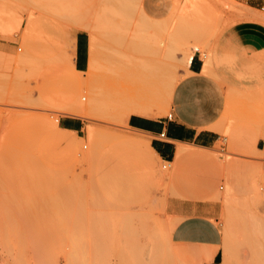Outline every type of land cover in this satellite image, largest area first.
I'll use <instances>...</instances> for the list:
<instances>
[{
	"label": "rangeland",
	"instance_id": "obj_1",
	"mask_svg": "<svg viewBox=\"0 0 264 264\" xmlns=\"http://www.w3.org/2000/svg\"><path fill=\"white\" fill-rule=\"evenodd\" d=\"M115 1L112 0V3ZM183 1H187L189 9L191 8L190 5L192 4H189V0H176L172 15L170 16L172 20L169 18V20L167 19L168 21L165 20V24L162 25L164 29L162 30L159 29L160 27L163 28L162 26L159 28L157 27L159 32L158 35L161 32L163 33V36L162 33L161 36H158L160 39V41L158 40V45L161 47L160 55H163V53L166 55L165 48L167 44H169L170 39L173 40L174 38V36L170 38L169 35L173 32L175 34L178 33L179 24H184L181 21L178 8L184 3ZM190 1V3H195L196 1L204 3V6L208 9L207 12L210 11L209 15L211 16L207 15L209 16L207 20L204 18L205 21L202 22L204 23L203 26L201 22H197L196 18L201 12L195 14L192 11V13H194L192 16L190 14L191 10L187 11V14L189 12L191 15H188L189 18H187V22L193 23V25L199 26L200 30L205 29V31L201 39L196 36L197 39L194 36L187 35L186 41L188 42L183 41V46L180 44L181 47L177 48L178 50L175 53L176 56L170 57L174 67V77L177 78V80L186 69V65L193 55L192 50L194 48H202V43L212 38L217 30L229 21V14L235 12L239 4L238 0ZM82 3L86 4H82L86 6V8L81 5L79 0H0V18L1 21L5 22L4 31L0 32V264H19L18 260L20 258L23 260L22 253L27 251L28 247H26L27 244L26 246L25 244H23V246L20 244L18 239L20 236H18V238L16 237L17 234L24 235L23 231L25 230V232H27V230L31 232L30 230L33 231V229L36 231L41 229L40 231H43V233L44 230H51V232L54 233L57 229L56 234L63 239H61L63 242H60L59 245L61 250L55 249V251H57L56 253H59V264H67L70 261L68 259L71 258L68 255L73 248L77 247H75V245H78V243V246L81 245L79 247L81 252L77 251L79 249L76 248V250H73V253L75 252L76 254V251L79 252V258L84 260L82 264H100L96 255L95 257L97 258L95 260L97 261L94 260V262L91 258L92 256H90L95 253L90 251L93 247H90V249L86 247L87 245L89 246V242L91 241L90 238L93 236L90 233L91 231H89L91 230L89 226L92 224L91 221L93 216L98 213L99 215L102 214V216L105 215L104 217L107 219L101 224L107 227L103 228L107 232L106 242L108 244H106L108 250L106 251L108 253H105L106 255L108 254L107 256L109 257H106V262L109 259V263L107 264H139L142 260L147 264L146 262L151 258L153 250L155 251L153 255H155L157 251L158 254L160 253L162 255H158L160 256L159 259L161 262H163V259L168 258V260H172L173 263L169 261V263L172 264H174V262L175 264L177 262V264H198L199 259L196 257L194 250L183 249L173 243L170 238L171 233H169V231L171 232L172 229L169 227L180 218V215H176L173 212V202L186 199L216 202L218 205L216 220L217 223L221 225L222 229L225 227V210L230 209L231 212H237V214L242 213V211L243 213L246 210L248 211L249 209H247V205L244 202L246 194L248 195V185L257 182L256 184L259 187H263L261 190L264 194V173L260 169L263 165L260 161L255 159V153L258 152L256 147L258 132L254 128H241L238 132H234V129L228 128L224 133V137L212 148L198 147L191 144L190 148L193 155L182 160L178 167L171 166L166 161H158L161 165L165 164L168 169H162L164 172L162 170V172H159L162 166H160V169H158V166L156 170L149 165L147 160H144L145 154L148 153L147 149L137 148L123 140L122 142L117 136V134L125 132L138 133L145 136L140 131L126 125V116L124 114L118 116L119 113L117 112H119L121 108L119 107L118 109V106H115L117 104L116 101H118V96L111 97V100L109 99L110 97L108 98L105 96L109 100L107 102L113 103L104 105L109 108L108 112L104 111V113H100L97 111V113L95 110L92 114L83 116L86 118L85 125L80 131H68L61 128L59 119L64 115L61 109L69 105L70 102L72 103L75 101V99H82V95L90 97V94L87 89L88 86L85 83L86 74L83 72H75L71 64V33L59 26L57 27V31H55L54 26L53 30H51L49 25L50 18L49 16L45 17V13L49 14V12H54L56 10L58 12V20L63 19V15L65 14L72 15L73 18L80 17L78 13L75 14V11H78L80 14L82 13V18L80 17V19L84 17L85 20L89 12H94L96 14V11H98V13L100 11L101 18L107 17L110 21L112 18L117 20L118 17L123 16V12L120 11L123 9L120 8L119 10V6L117 7L118 3L114 5V3H109V0H89V2L88 0H82ZM199 3L196 4L199 5ZM79 6L80 8H78ZM115 6L116 9L119 10L118 12L116 9L112 10ZM137 7L133 12H136ZM75 8H77V10ZM204 8H202V11L206 12ZM203 12L202 16L206 15H203ZM108 13H110V15H108ZM40 14H42L43 26H40ZM74 14L78 16L75 17ZM112 15L114 16L112 17ZM194 15L196 17H194ZM134 17L135 16H132V18ZM192 17L193 19L196 18L195 22ZM132 18H130V16L127 17L128 20ZM175 18H179L180 20L177 19V21ZM135 20H138V16ZM198 20H200V17ZM212 20L214 22H212ZM200 21H202V19ZM45 22H47V27H45ZM162 40H164L166 44H164ZM198 41L200 42L198 43ZM184 54L188 56V58L186 57L187 59L183 56ZM179 58L182 59L180 60ZM177 80L175 79V82ZM107 102L106 100L104 101V103ZM109 106L113 108L111 109ZM240 114L241 120L246 119L245 112ZM262 118L260 114L259 119L261 120ZM56 123L58 125H56ZM88 124H92L94 128H96V138H93V140H90L89 136L86 134L85 127H87ZM233 133H237V135L234 136ZM62 136L66 137L65 140H62ZM235 140H238L240 144L238 148L235 146ZM95 141L96 144L94 143ZM97 143L99 144L97 145ZM171 160L176 161L174 158ZM166 171L168 172L166 173ZM70 193L73 195L72 197ZM75 195L77 197H74ZM5 197H7V199ZM38 197L40 199L39 201L37 200ZM81 197L82 199H79ZM94 197L96 200L99 198L102 200L103 198V203L97 200V203L95 202L97 206H93L94 201H96ZM91 198L94 201L91 200ZM25 200L27 202H25ZM66 200H69V202ZM72 200L78 203L77 206L78 210L81 209L80 211L77 210V206ZM20 201L23 204H21ZM29 201H31V203ZM41 201L45 203H41ZM90 201L93 202L91 203ZM99 201V204L103 205H98ZM19 205L23 207L20 208ZM67 205L69 208L66 207ZM5 206H7V210H3ZM70 207L76 210L74 211V209H70ZM32 208L33 210H31V212L29 209ZM66 208H68V211H71L67 212ZM8 209H10L9 212ZM47 209L49 211H54L49 212ZM82 209H84L85 212L84 210L82 212ZM27 210L28 215L26 214ZM185 210H189V208ZM55 211L59 214L55 213ZM252 211L264 217V197L260 206L258 208L252 207ZM5 212L8 214L10 213V217H8V214L6 215ZM72 212H75L74 214L85 213L87 215L88 213L90 216L93 215L91 221L88 219V215L86 217L82 216L85 221L82 220L81 224L83 225L85 222L87 223V221L88 224H90H86V226L80 225L82 228L88 227L86 231L84 228V235L80 233V236L84 239L80 236H76L79 235L78 233L80 231L74 229L77 228L75 220L73 219L71 222L66 218L73 215ZM29 213L31 214L30 220ZM62 213H66L67 215H62ZM50 215L52 217L54 215V218L58 217V219L55 218L58 222L57 224L52 223L53 218L50 217ZM59 215H61V217ZM136 215L140 217L145 215L146 219L143 223L145 225L139 223V229L142 228L143 230L148 228V230H143V232L139 233L140 235H131V233H128V230L134 225L133 221ZM11 217H13V219ZM59 217L61 221L62 218L65 217L63 220H66L65 222L68 223L67 226H70H68V228L67 226L65 227V222L61 224ZM245 217L246 218H244V215H240L238 216L240 220H238L246 224L248 217ZM9 218L11 219L10 221L8 220ZM45 218L50 222H47ZM35 220L36 222H33ZM38 220L39 222H37ZM56 220L54 221L56 222ZM25 221L29 222L28 227L30 229L27 228ZM30 221H32L31 224ZM107 221L108 223H106ZM13 223L17 224L16 227ZM38 223L42 225L45 224V229L42 230V225L38 228ZM8 224H13L14 226H9ZM49 224L55 227L53 228L51 226V228ZM130 224L133 225L131 226ZM20 226L25 229L22 227L20 228ZM48 226L51 229L48 230ZM143 226L146 227L144 228ZM4 227H6L7 232ZM59 227L71 230V232L74 229L73 233L75 232V234L73 235L77 239L81 238L83 241L79 239L80 241L76 243L77 239L75 241L74 238L69 248V245L65 244L69 243L70 240L67 238L64 239L63 236L67 237L70 234L67 235L66 233V235H64V232H62L63 230L61 229V231ZM15 228L23 229L21 231L22 233H19L20 231L18 230V232ZM166 228L167 230L165 232L164 230ZM172 228H174V226ZM236 228L237 227H235V229ZM253 229H255V227L250 228L248 226L237 231L234 230L235 234L238 233V235L236 234L237 238L239 237L242 241L238 249L239 253L240 251L242 253L248 252L247 255L249 256L245 259L243 258V263L241 261L240 263L239 259V264H264V235L258 230L256 231ZM4 231L7 234L9 233V235H4ZM15 231L18 233H15ZM40 231L34 232L39 234ZM34 232H31V235H33ZM88 233H90V238L86 235ZM142 233L144 234L141 235ZM25 234L26 236L27 234L29 235V233ZM6 236H8V238ZM132 239H136L140 246L141 244L143 245L139 254L136 253L133 255L130 249ZM12 240L16 241L12 242ZM84 240L86 242H84ZM27 243H32V240H29ZM84 243L85 248L82 246ZM156 245L160 247L156 248ZM82 247L83 249L87 248V252L84 253V258L87 256V259L82 258V252L84 251L81 249ZM160 248L163 251H160ZM66 252L70 253L67 254ZM16 253L19 254V258ZM75 254H73L74 257ZM89 256L91 258L90 260L88 259ZM79 258L77 259L79 260ZM175 259L176 261H173ZM76 263H78V261ZM79 263L81 264V261H79ZM163 263L168 264V261Z\"/></svg>",
	"mask_w": 264,
	"mask_h": 264
},
{
	"label": "crops",
	"instance_id": "obj_2",
	"mask_svg": "<svg viewBox=\"0 0 264 264\" xmlns=\"http://www.w3.org/2000/svg\"><path fill=\"white\" fill-rule=\"evenodd\" d=\"M238 2L236 11L229 14V21L222 25L212 38L205 40L202 43V48H194L192 50L193 55L176 83L173 79L174 67L171 58L159 54L158 29L156 25L157 21L168 19L171 16L176 0H138L139 7L136 9V13L132 10L123 11L122 17H118L117 20L112 18L111 21L107 17H102V20L100 11L99 13L96 11V14L89 12L86 18L88 22L83 19H74L73 21L72 15L66 14L63 15V19L58 20V12L56 10L49 12V14L45 13V17L49 16L50 18L49 25L51 30H53L54 26L55 31H57L59 26L71 33V64L75 72L87 73L93 61L96 65L99 63L98 66L102 64L100 67L103 64L106 66L102 67V69L97 66L98 76L104 78L103 86L102 84L96 85V82H93V85L92 81L94 79L91 80V83L89 79L85 81L90 95L104 89L106 92L103 90L102 92L106 96L123 97L131 92L135 93L137 88H141L142 90L140 89L138 92H150V94L154 93V95L160 97V104L152 107L150 109L152 111L131 112L125 123L128 127L140 131L146 137L149 136L147 138L151 147L164 160L170 162L171 166L178 167L182 160L193 155L190 148L191 144L198 147L212 148L220 142L228 128L234 129V132H238L241 128H254L258 132L256 141L258 152L255 153V159L260 161L264 168V0H238ZM133 14L134 18H132ZM128 15L132 19L128 20L126 18ZM137 16L142 19L137 20L138 24L135 23ZM76 20L78 22L81 20L80 22L82 23H79L82 25H78ZM99 23H101L100 26ZM143 23L147 24V27ZM40 26H43L42 14H40ZM104 26L109 27L105 30ZM45 27H47V22H45ZM85 28H88V30H85ZM102 28L103 30H101ZM109 28L111 30H108ZM110 31L113 32H111L112 35L114 34L112 38L109 36ZM113 37L115 38L113 39ZM129 37L133 38V40ZM136 38L138 39L136 40ZM145 39L147 40L145 41ZM93 44L100 47L97 49H100L99 52L94 51L97 47H93ZM139 45L140 47H138ZM141 49L142 51H139ZM146 49H149V53ZM99 57L102 63L101 61L99 62ZM132 59L135 63H133ZM155 61L156 63H154ZM143 62L151 64L148 65L150 66L149 69H151V66H158V64L163 67L161 65H159V68L154 67L153 70L151 69V73L147 65L140 64ZM116 64L117 67L115 66ZM124 66L125 68H123ZM140 66H144L143 69L147 68V70L142 71ZM105 68L106 70H103ZM131 70L133 71L131 72ZM139 70L142 71V74ZM158 70L160 73L157 72ZM169 71L173 72L169 73ZM149 73L152 74V78ZM104 74H106V77L111 76H109L108 80H105ZM143 74L146 76L144 77ZM156 74H160L159 76L163 75L157 79L156 76L158 75ZM113 76L122 79H126L128 76L127 79L131 80H128V82L124 79H113ZM147 76L149 78L145 79ZM153 76L156 78L154 82L151 80L154 78ZM100 77L96 75V78L99 79ZM135 77L136 79H133ZM167 77L170 81L169 83L165 80ZM135 80L138 83L140 82L141 85L139 87ZM109 81L111 82L109 83ZM147 81H150V84ZM151 81L154 86L151 85ZM159 81L160 83H158ZM130 82H134V85H130ZM141 82L143 86L146 85L144 88H142ZM164 82L168 84L165 83V86H163ZM169 84H171L170 87H173L168 94L166 88L169 87ZM130 86H132V89ZM133 89L134 92L132 91ZM113 91L115 92L113 93ZM125 92H127V95ZM159 93H163L164 97L165 95L166 97L162 98L163 94L158 95ZM243 112H245L246 119L241 120L240 113ZM260 114L263 117L261 120L259 119ZM85 119L81 115H63L59 119V125L64 130L78 132L84 127ZM233 135L235 136L237 133H233ZM180 144L188 146V149L182 154L179 153ZM239 145L238 140H235V146L238 148ZM173 158L176 161L171 160ZM186 208H189V210H185ZM172 209L176 215H180L171 231L172 242L183 249L194 250L198 259L205 253H210L209 259L205 260L204 264H220L223 256L221 246L224 232L216 220L218 215L217 203L214 201L186 199L173 202Z\"/></svg>",
	"mask_w": 264,
	"mask_h": 264
},
{
	"label": "bare ground",
	"instance_id": "obj_3",
	"mask_svg": "<svg viewBox=\"0 0 264 264\" xmlns=\"http://www.w3.org/2000/svg\"><path fill=\"white\" fill-rule=\"evenodd\" d=\"M80 2H81V5L83 4L82 3V0H79ZM84 1H86V0H84ZM113 1H115V0H113ZM117 1V2H116ZM115 2H113L114 3V5H117V3H118V5H117V7L119 8V10H120V8L121 9H123L124 10V12L125 11H130V10H134L139 4H138V0H116ZM192 1H194V0H192ZM196 1V0H195ZM88 2H89V0H88ZM92 2V1H91ZM112 3V0L110 1L109 0V3ZM146 2V1H145ZM184 3L183 4H181L178 8H179V14H180V18H181V21L184 23V24H182V25H180L179 23H180V21H179V26L180 27H178V33H172V32H170V33H172L171 35H169L170 36V38L171 37H173L174 36V38H173V40H171L170 39V42H169V44H167V47L165 48V54H166V56H168L169 58L170 57H174V55H175V53H176V51L178 50L177 48H180L181 47V45H182V43H183V41H186L187 40V38L186 37H188L187 35H189V36H196L197 38H199V39H201V38H203V36H202V34H204L203 32L205 31V29H201L200 30V28H199V26H196V25H193V23L191 24V23H188L187 22V18H189V16H191L192 14H198L199 12H201V13H199V15H197L198 17H196L195 15H194V17H196L197 18V22L199 21V22H203V21H205V19L207 20L208 19V17L209 16H211V15H209V12L210 11H208L207 12V8H206V6H204L205 4L204 3H201L200 1V3L198 2V1H196L195 3H190L191 1L189 0V4H192V5H190L191 6V8L189 9V5H188V2L187 1H183ZM85 3H87V2H85ZM112 3V4H113ZM141 3V2H140ZM157 3V2H156ZM196 3H199V5L198 4H196ZM202 4H203V7H202ZM207 4V3H206ZM75 5V4H74ZM83 5H86V4H83ZM82 5V6H83ZM113 5V6H114ZM77 6V5H76ZM204 8V10L206 11V12H203L202 11V8ZM209 6V5H208ZM84 8H86V6H83ZM112 7V6H111ZM139 7V6H138ZM78 8H80V6L78 7ZM76 10H77V8H75ZM74 9V10H75ZM112 9V8H111ZM114 9H116V6H115V8H113L112 10H114ZM139 9V8H138ZM150 9V8H149ZM74 10H72V11H74ZM80 10V9H79ZM89 10V9H88ZM112 10H111V13H112ZM117 10V12L119 11L118 9H116ZM123 10H120L121 12H123ZM188 10H191V15L189 14V12H188V14H187V11ZM87 11V10H86ZM192 11L194 12V13H192ZM81 12V11H80ZM202 12H203V15L204 14H206V15H204V16H202ZM74 13V12H73ZM76 13H78L79 14V16L81 17V14L78 12V11H75V14ZM114 13V12H113ZM128 13V12H127ZM130 13V12H129ZM136 13V12H135ZM212 13H213V10H212ZM211 13V14H212ZM74 14V15H75ZM126 14V13H125ZM124 14V15H125ZM179 14H178V16H179ZM187 14V15H186ZM108 15H110V13H108ZM117 15V14H116ZM119 15V14H118ZM132 15V14H131ZM172 15V14H171ZM189 15V16H188ZM207 15H209V16H207ZM213 15V14H212ZM78 15H75V17H77ZM114 15H112V17H113ZM129 16V15H128ZM133 16H134V14H133ZM144 16V15H143ZM177 16V17H178ZM188 16V17H187ZM193 16V15H192ZM201 16H202V18H201ZM216 16V15H215ZM218 16V15H217ZM80 17H77V18H73V21H74V19H80ZM87 17V16H86ZM111 17V16H110ZM126 17V16H125ZM200 17V20L202 19V21H200V20H198V18ZM207 17V18H206ZM82 18V17H81ZM127 18V17H126ZM131 18V17H130ZM146 18V17H145ZM196 18H194L193 19V17H192V19H193V21L195 22V20H196ZM205 18V19H204ZM138 19H141V18H138ZM169 19H170V17H169ZM168 19V20H169ZM176 19V18H175ZM177 19H179V18H177ZM176 19V20H177ZM76 20V22H78ZM83 20H85L84 19V17H83ZM88 20V19H87ZM87 20H85L86 22H88ZM102 20H103V18H102ZM114 20V19H113ZM142 20V19H141ZM155 20V19H154ZM166 21H168L167 20V18L165 19ZM165 20H159V21H157L156 23V25H157V27L159 28L160 26H162L163 24H165ZM170 20H172V19H170ZM180 20V19H179ZM213 20H214V18H213ZM212 20V22H214ZM81 20H79V22H80ZM108 21V20H107ZM110 21V20H109ZM116 21V20H115ZM120 21V20H119ZM123 21V20H122ZM124 21H126V20H124ZM145 21V20H144ZM178 21V20H177ZM188 21H189V19H188ZM192 21V22H193ZM78 22V25L80 24V23H82V22H80L79 23ZM104 22H106L105 20H104ZM103 22V23H104ZM130 23H131V21H129ZM135 22H137L136 20H135ZM143 22V21H142ZM148 23H149V21H147ZM152 22V21H151ZM150 22V23H151ZM164 22V23H163ZM186 22V23H185ZM190 22V21H189ZM212 22H210V23H212ZM102 23V22H101ZM101 23H99V26L101 25ZM112 23H114V22H112ZM116 23H117V21H116ZM121 23V22H120ZM125 23V22H124ZM140 23V22H139ZM154 23V22H153ZM170 23V22H169ZM171 23H173V22H171ZM75 24V23H74ZM77 24V23H76ZM126 24V23H125ZM128 24V23H127ZM138 24V23H137ZM144 25H146V27H147V24H145V23H143ZM142 24V25H143ZM189 24H191V25H189ZM196 24V23H195ZM199 24V23H198ZM82 24H80V26H81ZM88 25V24H87ZM94 25V24H93ZM120 25H122V24H120ZM131 25V24H130ZM202 25L204 26V23H202ZM77 26V25H76ZM89 26H90V22H89ZM103 26V25H102ZM123 26V25H122ZM152 26V25H151ZM153 26H154V24H153ZM210 26V25H209ZM4 27H5V22H3V21H1V18H0V32H2V31H4L3 29H4ZM87 27V26H86ZM95 27H96V25H95ZM95 27H93V28H95ZM109 27V26H108ZM108 27H106V26H104V28H105V30H107V28ZM134 27V26H133ZM163 27V26H162ZM84 28V27H83ZM89 28V27H88ZM88 28H85V30H88ZM141 28V27H140ZM150 28V27H149ZM204 28V27H203ZM89 29H92L91 27L89 28ZM97 28H95V30H96ZM135 29V28H134ZM159 29H164V27L163 28H159ZM177 29V28H176ZM175 29V30H176ZM98 30V29H97ZM101 30H103V28L101 29ZM108 30H111L110 28L108 29ZM126 30V29H125ZM139 30V29H138ZM148 30V29H147ZM115 31V30H114ZM118 32H119V30H117ZM127 31V30H126ZM140 31H141V29H140ZM166 31V30H165ZM111 32L112 31H110V33H109V36L112 38V36H114V34L112 35L111 34ZM121 32V31H120ZM113 33V32H112ZM115 33V32H114ZM134 33H135V31H134ZM137 33V32H136ZM159 33V32H158ZM162 33V32H161ZM161 33L159 34L160 36H161ZM209 33V32H208ZM111 34V35H110ZM118 34V33H117ZM123 34V33H122ZM125 34H126V32H125ZM132 34H133V32H132ZM148 34V33H147ZM165 34V33H164ZM175 34V35H174ZM119 35V34H118ZM137 35H138V33H137ZM158 35V36H159ZM208 35V34H207ZM129 36V35H128ZM133 36H135V35H133ZM140 36V35H139ZM162 36H163V33H162ZM165 36V35H164ZM168 36V37H169ZM94 37V36H93ZM116 37V36H115ZM115 37H113V39L115 38ZM121 37V36H120ZM137 37V36H136ZM141 37V36H140ZM145 37V36H144ZM143 37V38H144ZM148 37V36H147ZM154 37V36H153ZM195 37V38H196ZM122 38V37H121ZM130 39H131V37H129ZM139 38V37H138ZM138 38H136V40L138 39ZM151 38H152V36H151ZM196 38V39H197ZM94 39H95V37H94ZM94 39H93V41H94ZM124 39H125V36H124ZM163 39H164V37H163ZM181 39H182V41H181ZM185 39V40H184ZM193 39V38H192ZM121 40V39H120ZM129 40V39H128ZM131 40H133V38L131 39ZM143 40V39H142ZM147 39H145V41H146ZM158 40L160 41V39L158 38ZM169 40V39H168ZM203 40V39H202ZM96 41V40H95ZM151 41V40H150ZM163 42H164V40H162ZM161 41V42H162ZM167 41V40H166ZM196 41V40H195ZM129 42V41H128ZM143 42V41H142ZM151 42H153V41H151ZM150 42V43H151ZM186 42H188V41H186ZM200 41H198V43H199ZM202 42V41H201ZM128 44V43H127ZM129 44H131V43H129ZM164 44H166L165 42H164ZM181 44V45H180ZM186 44V43H185ZM94 46L93 47H97L96 49H94V51L96 50V51H100V49L99 50H97L98 48H100V47H98V46H96V44H93ZM152 45V44H151ZM154 46H156L155 44H153ZM152 45V46H153ZM179 45V46H178ZM127 46V45H126ZM142 46V45H141ZM145 46V45H144ZM148 46H149V44H148ZM183 46V45H182ZM92 47V46H91ZM138 47H140V45L138 46ZM145 48V47H144ZM147 48V47H146ZM149 48H150V46H149ZM160 46H159V51H160ZM102 49V48H101ZM152 49V48H151ZM155 49V48H154ZM103 50V49H102ZM147 50V52H148V50L149 49H146ZM156 50V49H155ZM181 50H183V49H181ZM90 51H91V49H90ZM94 51H93V53H94ZM139 51H142V49L141 50H139ZM103 52V51H102ZM122 52V51H121ZM125 53V52H124ZM136 53V52H135ZM149 53V52H148ZM22 54V53H21ZM90 54H92L91 52H90ZM96 54V53H95ZM102 54V53H101ZM137 54V53H136ZM160 54V53H159ZM104 55V54H103ZM129 55H130V53H129ZM140 55V54H139ZM144 55V54H143ZM153 55V54H152ZM156 55V54H155ZM154 55V56H155ZM163 55H164V53H163ZM96 56H98V55H96ZM95 56V57H96ZM128 56V55H127ZM131 56V55H130ZM145 56V55H144ZM176 56V55H175ZM184 57H185V59H187L188 58V56L186 55V54H184L183 55ZM19 57V56H18ZM122 57H124V56H122ZM187 57V58H186ZM22 58V57H21ZM94 58V57H93ZM100 58V57H99ZM114 58V57H113ZM119 58V57H118ZM120 58H121V55H120ZM124 58H126V57H124ZM123 58V59H124ZM131 58V57H130ZM133 58V57H132ZM150 58V57H149ZM90 59V58H89ZM126 59H128V58H126ZM125 59V60H126ZM136 59V58H135ZM180 59V58H179ZM182 59V58H181ZM180 59V60H181ZM91 60V59H90ZM97 60V59H96ZM122 60V59H121ZM131 60V59H130ZM20 61V60H19ZM18 61V62H19ZM101 61V63H102V60H101V58H100V60H99V62ZM132 61H133V59H132ZM94 62V61H93ZM92 62V65H91V68H88V72L87 71H85V72H87V73H85L86 74V77H85V79H86V81H87V79H89L90 80V83H91V80L92 79H94V81H92V83L93 82H96L95 84L96 85H101V83H103L104 82V78H101L100 76H98V74H97V72H98V67H100V66H98V64L96 65L95 63H93ZM124 62V61H123ZM162 62V61H161ZM170 62V61H169ZM21 63V62H20ZM19 63V64H20ZM119 63V62H118ZM122 63V62H121ZM120 63V64H121ZM125 63V62H124ZM128 63H130V62H128ZM133 63H135L134 61H133ZM137 63H138V61H137ZM136 63V64H137ZM150 63L152 64V62H151V60H150ZM154 63H156V61L154 62ZM141 65L142 64H144V65H151V64H146V62H143V63H140ZM159 65H161V64H158V66L156 65V67L157 68H159ZM98 66V67H97ZM116 67H117V64L115 65ZM128 66V65H127ZM137 66H138V64H137ZM146 66V67H147ZM153 66H154V64H153ZM162 66V65H161ZM89 67V66H88ZM103 68L104 67H106L104 64H103V66H102ZM102 67H100L101 69H102ZM141 67V66H140ZM140 67H138V68H140ZM155 67V66H154ZM154 67H152L151 66V69L153 70L154 69ZM155 67V68H156ZM163 67V66H162ZM169 67V66H168ZM123 68H125V66L123 67ZM126 68H128V67H126ZM142 68V71H144V70H147V68L146 69H143L144 68V66H142L141 67ZM150 68V66H148V69ZM164 68H165V66H164ZM170 68V67H169ZM119 69V68H118ZM151 69H149L150 70V72L152 73V70ZM162 69V68H161ZM160 69V70H161ZM171 69V68H170ZM103 70H106V68L105 69H103ZM130 70V69H129ZM157 70V69H156ZM155 70V71H156ZM169 70V69H168ZM108 71V70H107ZM107 71H105V72H107ZM119 71H120V69H119ZM122 71V70H121ZM133 70H131V72H132ZM135 71V70H134ZM140 71V70H139ZM142 71H140V73L142 74ZM122 72H124V71H122ZM158 73H160L159 72V70L157 71ZM156 72V73H157ZM164 72V71H163ZM173 72V71H172ZM172 72H170L169 71V73H172ZM137 73H139L138 71H137ZM146 73V72H145ZM154 73V72H153ZM100 74V73H99ZM110 74V73H109ZM126 74V73H125ZM147 74V73H146ZM150 74V73H149ZM155 74V73H154ZM153 74V75H154ZM168 74V73H167ZM96 75H97V77H100L99 79L98 78H96ZM105 76V80H108L110 77L109 76H111V75H109V76H107L106 77V74H104ZM108 75V74H107ZM112 75H114V74H112ZM151 75L152 74H150L149 76L151 77ZM156 75H158V74H156ZM160 75V74H159ZM156 76L157 77V79H159L158 77H162V75L161 76ZM170 75V74H169ZM137 76V75H136ZM138 76H139V74H138ZM143 76L145 77L146 75H144L143 74ZM149 76H147L145 79H147V78H149ZM165 76V75H164ZM163 76V78H165ZM172 76H173V74H172ZM172 76H171V78H172ZM128 77V76H127ZM127 77H126V79H124V80H131V79H127ZM130 77V76H129ZM140 77V76H139ZM142 77V76H141ZM154 78L153 79H151L153 82H154V79L156 80V78H155V76H153ZM119 78V77H118ZM118 78H115V76H113V79H118ZM138 78V77H137ZM152 78V77H151ZM103 79V80H102ZM119 79H122V78H119ZM122 79V80H123ZM133 79H136V77L135 78H133ZM140 79V78H139ZM138 79V80H139ZM144 79V78H143ZM145 79H144V81H145ZM174 79V81H175V79L177 80V78H173ZM96 80V81H95ZM112 80V79H111ZM165 80H167L168 81V83L170 82L169 80H168V77L165 79ZM116 81V80H115ZM128 81V82H129ZM136 81V80H135ZM134 81V82H135ZM140 81V80H139ZM141 81H142V79H141ZM152 81H151V85H153L154 86V84H152ZM158 81V80H157ZM157 81H156V83H157ZM166 81V82H167ZM172 81V80H171ZM111 81H109V83H110ZM112 82H114V81H112ZM134 82H130V85H134L133 83ZM137 82V81H136ZM143 82V81H142ZM141 82V83H142ZM150 82V81H149ZM148 81H147V83L148 84H150ZM166 82H164V84H163V86H165V83ZM177 82V81H176ZM175 82V83H176ZM99 83V84H98ZM124 83H126V82H124ZM132 83V84H131ZM138 83V82H137ZM146 82H145V84H147ZM155 83V84H156ZM158 83H160V81L158 82ZM162 83V82H161ZM168 83H166V84H168ZM88 84H89V82H88ZM104 84V83H103ZM103 84H102V86H103ZM113 84V83H112ZM116 84V83H115ZM127 84V83H126ZM136 84V83H135ZM93 85H94V83H93ZM106 85V84H105ZM108 85H110V84H108ZM116 85H118V84H116ZM122 85V84H121ZM137 85V84H136ZM139 85H141L140 84V82L138 83V87H139ZM161 86H162V84H160ZM170 85L171 84H169L168 86H166V87H168L169 88V90H167L168 88H166V91H168V94H169V92H170V90H171V88L173 87V86H171L170 87ZM173 85V84H172ZM91 86V85H90ZM142 86H143V83H142ZM144 86H146V85H144ZM144 86L142 87V88H144ZM150 86V85H149ZM162 86V87H163ZM94 87H96V86H94ZM111 87V86H110ZM132 86H130V88H131ZM133 87H135V86H133ZM157 87H158V84H157ZM157 87H155L156 89H157ZM103 88V87H102ZM109 88V87H108ZM115 88V87H114ZM96 89V88H95ZM113 89V88H112ZM111 89V90H112ZM117 90H118V88H116ZM126 89V88H125ZM132 89V88H131ZM141 88H137V91L135 92V93H129V95H127L126 93L127 92H125V94L127 95V96H123V97H119L118 96V101H116L117 102V104L115 105L116 107L118 106V109H119V107H121L120 108V111L119 112H117L118 111V109H117V113H119V115L118 116H120L121 114L123 115H125L126 116V118L128 117V115L129 114H131V112L133 113V112H146V111H148V110H150L152 107H154V106H157V104H160L159 103V101H160V97L159 96H157V95H154V93L152 94H150V92L149 93H147V92H138L139 90H140ZM102 90L103 91H105L104 89H101L100 91H98V92H96V93H94V94H92L91 93V95H90V97H86L85 95H82L81 96V98L82 99H78V100H76L75 99V101H73L72 103L70 102V104L69 105H67L66 107H64V108H62L61 109V112L64 114V115H81V116H86V115H89V114H92L93 113V111H95L96 110V112L98 111V112H102V113H104V111L105 112H108V109L109 108H107V107H105L104 105H109L110 103L111 104H113L112 102H107V101H109L106 97H110V96H106V95H104V93L102 92ZM115 90V89H114ZM123 90V89H122ZM127 90V89H126ZM142 90V89H141ZM162 90V89H161ZM107 91H109V89H107ZM119 91V90H118ZM133 92H134V89L132 90ZM158 91V90H157ZM156 91V92H157ZM163 91V90H162ZM106 92V91H105ZM115 91H113V93H114ZM122 92V91H121ZM129 92V91H128ZM156 92H155V94H156ZM159 92V91H158ZM164 92H165V89H164ZM120 93V92H119ZM166 94H167V92H165ZM116 94V93H115ZM124 94V93H123ZM163 93H159L158 95H162ZM168 94H167V96H168ZM106 96V97H105ZM115 96V95H114ZM112 97V96H111ZM111 97L109 98L110 100H111ZM165 97H166V95H165ZM164 97V94H163V97L162 98H165ZM89 98V99H88ZM115 99V98H114ZM113 99V100H114ZM83 100H85V101H83ZM106 100V102L107 103H104V101ZM115 102V101H114ZM115 102V103H116ZM109 103V104H108ZM114 103V104H115ZM119 104V105H118ZM113 106V105H112ZM161 106V105H160ZM159 106V108H161ZM105 107V108H104ZM110 107V106H109ZM111 108V107H110ZM113 108V107H112ZM111 108V109H112ZM115 108V107H114ZM157 110H158V108H157ZM160 110V109H159ZM150 111H152V110H150ZM97 112V113H98ZM162 113V112H161ZM116 114V113H115ZM158 114H159V112H158ZM117 116V115H116ZM114 117V116H113ZM115 118V117H114ZM57 121H58V119H57ZM56 125H58L57 123H56ZM86 128V134H87V136H89V138H90V140L92 139L93 140V138H96L95 136H96V128H94V126L92 125V124H88L87 125V127H85ZM147 135V134H146ZM150 135V134H149ZM117 136L120 138V141H124V142H126V143H128V144H130V145H133V146H136L137 148H140V149H147L148 150V153L147 154H145V158H144V160H147V162L149 163V165L150 166H152L153 168H157L158 166V169H160V166H162L161 167V169H160V171L159 172H164V170H166L167 169V166L165 165V164H163V165H161L160 163H158V161H160V160H162V161H166V160H164L152 147H151V145H150V143H149V140H148V138L147 137H149V136H143V135H140V134H138V133H128V132H125V133H119V134H117ZM62 138V140H65V136H62L61 137ZM117 138V137H116ZM118 139V138H117ZM119 140V139H118ZM122 141V142H123ZM95 144H96V141L94 142ZM99 143H97V145H98ZM188 149V146L187 145H185V144H180V148H179V153L180 154H182V153H184L186 150ZM258 149V148H257ZM147 152V151H146ZM259 152H262V151H259ZM264 153V152H263ZM262 155V154H261ZM146 162V163H147ZM169 165H171L170 164V162H168V161H166ZM158 164H160V165H158ZM167 164V165H168ZM152 169V168H151ZM162 169H164V170H162ZM260 169L262 170V172L264 173V168H263V166H261L260 167ZM157 170V169H156ZM162 170V171H161ZM168 170V169H167ZM170 171V170H169ZM168 171H166V173H167ZM257 183V182H256ZM253 184L252 183V185H248L249 187H247L248 188V195L246 194V196H245V204L247 205V209H249L248 211L246 210V211H244V213H243V211H242V213H238L237 214V212H231L230 211V209H228V210H225L226 211V213H225V216H226V220H225V227H223L224 229H223V232H224V237H222L223 238V243H222V249H223V257H222V260H221V262H220V264H237V262H238V260H239V262L241 261L242 263H243V258L245 259L246 257H249L248 255H247V253H245V255H244V253H242L241 251H240V253H239V246H240V244L242 243V241L239 239V237L237 238V235H238V233H236L235 234V232H234V230H239V229H242V228H245V227H250V228H252V227H255V229H253V230H258L259 232H261V233H263V235H264V217L262 216V215H259V214H257L256 212H253L252 211V207H255V208H258L259 206H260V203L262 202V200H263V197H264V194H263V192H262V188L263 187H259L257 184ZM73 187V186H72ZM74 188V187H73ZM69 189V188H68ZM72 189V188H71ZM80 189V188H79ZM83 189V188H82ZM67 191V190H66ZM68 191H70V190H68ZM72 191V190H71ZM63 193V192H62ZM66 193V192H65ZM72 193H73V191H72ZM9 194V193H8ZM15 194V193H14ZM68 194V193H67ZM71 194V193H70ZM75 194V193H74ZM64 195V194H63ZM77 195V194H76ZM74 196V197H77V196ZM65 196V195H64ZM73 195L71 194V197H72ZM14 197V196H13ZM6 199H7V197H5ZM8 198H10V197H8ZM41 198V197H40ZM95 198V197H94ZM96 198H97V196H96ZM96 198H95V200H96ZM16 199V198H15ZM19 199H20V197H19ZM22 199H23V197H22ZM79 199H82V197L81 198H79ZM9 200V199H8ZM11 200H12V198H11ZM29 200V199H28ZM37 200L39 201L40 199H39V197L37 198ZM91 200H93L92 198H91ZM97 200H100V201H102L103 200V198H102V200H101V198H99V199H97ZM97 200L96 201H94V203H93V206L94 205H96L95 204V202L97 203ZM22 201V200H21ZM20 201V202H21ZM34 201V200H33ZM32 201V202H33ZM57 201H59V200H57ZM67 201V200H66ZM73 202H74V200H72ZM92 201V202H93ZM100 201L98 202V205H103V204H99L100 203ZM104 201V200H103ZM103 201H102V203H103ZM25 202H27L26 200H25ZM24 202V203H25ZM30 203H31V201H29ZM44 202V201H43ZM42 201H41V203H43ZM67 202H69V200L67 201ZM81 202V201H80ZM79 202V205L81 204ZM91 202V201H90ZM91 202V203H92ZM7 203H8V201H7ZM10 203V202H9ZM15 203L17 204V202H16V200H15ZM14 203V204H15ZM38 203V202H37ZM40 203V202H39ZM40 203V204H41ZM45 203V202H44ZM47 203H48V201H47ZM58 203V202H57ZM66 203V202H65ZM70 203H71V201H70ZM70 203H69V205H70ZM75 203V202H74ZM4 204V203H3ZM11 204H12V202H11ZM21 204H23L22 202H21ZM53 204V203H52ZM68 204V203H67ZM73 204V203H72ZM76 204V206H77V202L75 203ZM29 205H31V204H29ZM43 205V204H42ZM45 205V204H44ZM18 206V205H17ZM20 206V205H19ZM36 206V205H35ZM53 206V205H52ZM51 206V207H52ZM55 206H56V204H55ZM61 206V205H60ZM72 206V205H71ZM75 206V205H74ZM73 206V207H74ZM81 206V205H80ZM97 206V205H96ZM2 207V206H1ZM6 207L7 206H5V207H3L4 209L3 210H5L6 209ZM12 207V206H11ZM23 207V206H22ZM21 206H20V208H22ZM25 207V206H24ZM27 207H28V205H27ZM26 207V208H27ZM33 207V206H32ZM49 207V206H48ZM58 207V206H57ZM66 207H68L69 208V206L67 205ZM14 208V207H13ZM12 208V209H13ZM19 208V207H18ZM17 208V209H18ZM61 208V207H60ZM62 208H63V206H62ZM68 208H66L67 209V212H69V211H71V210H69L68 211ZM77 208V210H78V206L76 207ZM79 208H81V207H79ZM82 208H84V207H82ZM36 209V208H35ZM40 209H41V207H40ZM59 209V208H58ZM64 209V208H63ZM70 209H74V208H71L70 207ZM7 210V209H6ZM9 210L10 209H8V212H9ZM16 210V209H15ZM20 210V209H19ZM22 210V209H21ZM30 211L31 210H33V208L32 209H29ZM48 210V209H47ZM46 210V211H47ZM60 210V209H59ZM76 209H74V211H75ZM81 210V209H80ZM80 210H78V211H80ZM83 210L84 209H82V212H83ZM25 211V210H24ZM42 211H44V210H42ZM49 211V210H48ZM52 211H54V210H52ZM52 211H49V212H52ZM57 211V210H56ZM55 211V213H58V212H56ZM88 211V210H87ZM91 211V210H90ZM95 211V210H94ZM228 211V212H227ZM17 212H18V210H17ZM22 212V211H21ZM27 212H28V210L26 211V214H27ZM32 212V211H31ZM30 212V213H31ZM77 212V211H76ZM84 212H85V210H84ZM99 212H101V211H99ZM4 213V212H3ZM6 213V212H5ZM22 213H24V212H22ZM29 213V214H30ZM54 213V212H53ZM53 213H50V214H53ZM61 213V212H60ZM75 213V212H74ZM73 212H72V214L74 215H71V216H69V217H66V218H68L67 220L68 221H71L72 222V220L74 219L75 220V223H76V227L77 228H74V229H78L80 232L78 233L79 235H76L77 237L78 236H80V233H82L83 235L85 234V233H83V231H84V228H82L80 225H82L81 223H82V220H84L85 221V219H83V217H86L87 215H88V213H87V215L85 214H82V213H76V214H74ZM102 213V212H101ZM100 213V214H101ZM104 213V212H103ZM8 213H6V215H7ZM10 214V213H9ZM7 215L8 217H10V215ZM59 214V213H58ZM65 214V216L67 215L66 213H62V215H64ZM70 214V213H69ZM244 215V218H246L245 216H247L248 217V221H247V223L246 224H243V223H241V221H239L240 219L238 218V216H240V215ZM15 215V214H14ZM28 215V214H27ZM54 215H56V214H54ZM54 215H53V217L50 215V217H52L53 218V221H52V223L54 224H57L58 222H57V220L55 219V218H57L58 219V217H55L54 218ZM76 215V216H75ZM18 216V215H17ZM36 216V215H35ZM42 216V215H41ZM60 217H61V215H59ZM83 216V217H82ZM92 216L93 215H91L90 216V214L88 215V219H90V221H91V219H92ZM105 216V215H104ZM104 216H102V214L101 215H99V213L98 214H96V215H94L93 216V219H92V224L90 225V224H88V221H87V223L85 222V224H83L82 226H86V224L87 225H90L89 226V228H91V230H89V231H91L90 233H91V235H93V236H91V238H90V233H88V234H86V235H88L89 236V238L91 239V241L89 242L90 244H89V246L87 245L86 247L88 248L89 247V249H90V247H93V249H91L90 251H92V253L93 252H95L94 254H92V255H90V256H92L91 258L93 259V262H94V260L98 257V259L97 260H99V263L100 264H102V263H104L105 264V262H106V257L107 258H109L105 253H108L106 250H108V247H107V242H106V237H107V232L105 231V229H103V228H107V227H104V224H103V226L101 225L102 223H104L105 221L104 220H107V219H105L106 217H104ZM7 217V218H8ZM21 217V216H20ZM46 217V216H45ZM49 217V216H48ZM50 217H49V219H50ZM60 217H59V220H60ZM104 217V218H103ZM132 217V216H131ZM134 217V216H133ZM4 218H6V217H4ZM12 219H13V217H11ZM19 218V217H18ZM17 218V219H18ZM42 218H43V216H42ZM65 218V217H64ZM64 218H62V221H61V224H64V222L66 221H64L63 219ZM86 218V219H87ZM31 219V214H30V217H29V220ZM34 219H35V217H34ZM145 215L143 216L142 215V217H140L139 215H136V218H134V221H133V224H130L131 226H132V228L131 229H129L128 231V233L130 234L131 233V235H136V234H138V235H140L139 233L140 232H143V230H145V229H147L148 230V228H145L144 226V228L145 229H143L142 230V228L141 229H139L140 228V226H139V223H141V224H143L144 223V221H145ZM167 219H168V217H167ZM239 219V220H238ZM6 220V219H5ZM9 221L11 220L10 218L8 219ZM22 220V219H21ZM26 220V219H25ZM28 220V219H27ZM43 220V219H42ZM45 220L47 221L48 219H46L45 218ZM54 220H56V222L54 221ZM58 220V221H59ZM128 220V219H127ZM243 220V219H242ZM246 220V219H245ZM18 221V220H17ZM16 221V222H17ZM24 221V220H23ZM23 221H20V222H23ZM104 221V222H103ZM157 221V220H156ZM161 221V220H160ZM3 222V221H2ZM12 222V221H11ZM10 222V223H11ZM13 222H15V221H13ZM31 222L32 221H30V224H31ZM33 222H36V220L35 221H33ZM37 222H39V220L37 221ZM47 222H50V221H47ZM71 222H69V223H71ZM91 222H89V223H91ZM127 222V221H126ZM159 222V221H158ZM168 222V221H167ZM176 222L177 221H175V223L173 222L172 223V225L173 224H176ZM25 223H26V225H27V228H29L28 226H29V222L27 221H25ZM24 223V224H25ZM43 223H44V221H43ZM66 223V222H65ZM74 223V222H73ZM72 223V224H73ZM84 223V222H83ZM106 223H108V221L106 222ZM129 223V222H128ZM4 224V223H3ZM2 224V225H3ZM13 224H15V227H16V223H13ZM13 224H11V225H9V226H12ZM22 224V223H21ZM20 224V225H21ZM23 224V225H24ZM33 224H35V223H33ZM33 224H32V226H33ZM39 224V223H38ZM45 224H46V222H45ZM45 224L44 225H42V224H39L38 225V228H39V226L40 225H42L41 227H42V230L43 229H45ZM60 224V223H59ZM67 224L68 223H66V225H65V227L67 226ZM164 224H165V222H164ZM19 225V224H18ZM100 225H101V227H100ZM105 225H107V224H105ZM143 225H145V224H143ZM172 225H170L171 227H169L170 229H173L172 227L174 226H172ZM241 225V226H240ZM14 226V225H13ZM25 226V225H24ZM32 226H31V228H32ZM36 226H37V224H36ZM35 226V227H36ZM49 226H50V224H49ZM48 226V227H49ZM52 227H53V225H51ZM50 226V227H51ZM68 226H70V225H68ZM68 226H67V228H68ZM73 226V225H72ZM71 226V227H72ZM164 226V225H163ZM166 226V225H165ZM3 227V226H2ZM19 227V226H18ZM22 226H20V228H21ZM26 227V226H25ZM34 227V226H33ZM46 227H47V225H46ZM47 228L48 230L49 229H51V228ZM55 227V226H54ZM53 227V228H54ZM63 227H64V225H63ZM70 227V228H71ZM74 227V226H73ZM235 227H237L236 229H235ZM240 227V228H239ZM5 228V230H6V232H7V229H6V227H4ZM8 228V227H7ZM10 228V227H9ZM23 228V227H22ZM60 228V227H59ZM80 228H82V229H80ZM88 228V227H87ZM87 228H85V231H86V229ZM165 228V227H164ZM163 228V229H164ZM239 228V229H238ZM23 229H25V228H23ZM23 229H19V228H15V230H19L18 232L19 233H22L21 231L23 230ZM30 229V228H29ZM36 229H37V227H36ZM63 231H62V230ZM74 229L72 230V232H71V230H68V229H63L62 227L60 228V230L62 231V232H64V235H66V233H67V235H69V236H67V237H65V236H63L64 237V239H68V240H70L69 241V243H67V244H65V245H69V248L71 247V242H73L74 241V238H75V241H76V237L73 235V234H75V232L73 233V231H74ZM247 229V228H246ZM4 230V229H3ZM9 230V229H8ZM11 230V229H10ZM14 230V229H13ZM38 230V229H37ZM41 230V229H40ZM40 230H38V231H36V230H34L33 229V231L32 230H30L31 232H39ZM53 230H55V229H53ZM146 230V231H147ZM166 230H167V228L164 230L165 232H166ZM26 231V230H25ZM25 231H23V233H24V235L22 234V235H18L17 234V237L16 238H18V236H20L18 239H19V242H20V244H22V246H23V244H25V246H26V244H27V246L26 247H28V250L27 249H25V250H27V251H24L22 254V258H23V260L20 258L19 260H18V258H19V254H17L18 255V258H17V260L19 261V264H59V260H58V254L56 253L57 251H55V249H60L61 250V247L59 246L60 245V242H63V241H61V239H62V237H60L59 235H57L56 234V231H57V229L55 230V232L54 233H52L51 232V230H49V231H47V230H44V233H43V231H40V233L39 234H37V233H33V235H31L32 233L31 232H29L28 230H27V232H25ZM46 231V232H45ZM82 231V232H81ZM125 231V230H124ZM146 231H145V233H146ZM5 232V231H4ZM3 233L4 235L5 234H7V233ZM14 232V231H13ZM18 232H16L15 231V233H18ZM126 232H127V229H126ZM150 232V231H149ZM148 232V234L150 235V233ZM11 233V232H10ZM25 233H29V235L27 234V236H26V234ZM168 233V232H167ZM169 233H171L170 231H169ZM12 234V233H11ZM34 234H37V235H34ZM60 234V233H59ZM144 233H142L141 235H143ZM152 234V233H151ZM156 234H157V232H156ZM7 235H9V233L7 234ZM162 235V234H161ZM163 235H166V234H163ZM60 238H59V237ZM74 236V237H73ZM147 236V235H146ZM7 238H8V236H6ZM10 237V236H9ZM80 237H82V236H80ZM87 237V236H86ZM170 237V236H169ZM245 237H247V236H245ZM249 237V236H248ZM264 237V236H263ZM15 238V237H14ZM83 238V237H82ZM142 238H143V236H142ZM165 238V237H164ZM171 238V237H170ZM250 238V237H249ZM18 239H17V241H18ZM79 239H81V238H79ZM79 239H77V242L76 243H78V241H80ZM84 239V238H83ZM160 239V238H159ZM246 239V238H245ZM248 239V238H247ZM27 240V241H26ZM29 240H32V243H30V244H28L27 242H29ZM63 240V239H62ZM143 240V239H142ZM162 240V239H161ZM251 240V239H250ZM14 241H16V240H14ZM13 240H12V242H14ZM81 241H83L82 239H81ZM88 241V240H87ZM25 242V243H24ZM37 242V243H36ZM84 242H86L85 240H84ZM161 242V241H160ZM170 242V241H169ZM244 242H246V241H244ZM17 243V242H16ZM65 243V242H64ZM75 243V242H74ZM74 243H72V244H74ZM107 243V244H106ZM171 243V242H170ZM255 243H256V241H255ZM257 243H258V241H257ZM248 244H249V242H248ZM78 245H79V243H78ZM78 245H75V247L76 248H78L79 249V247L81 246H78ZM91 245V246H90ZM158 245V244H157ZM156 245V248L157 247H160V246H157ZM161 245V244H160ZM250 245V244H249ZM18 246H19V244H18ZM56 246H57V248H56ZM58 246H59V248H58ZM82 246L84 247L85 246V243H84V245L82 244ZM143 245L141 244V246L139 245V243H137V240L136 239H132L131 240V246H130V249H131V251L133 252V255L134 254H136V253H138L139 254V252H140V250H141V247H142ZM170 246V245H169ZM12 247V246H11ZM15 247V246H14ZM17 247V246H16ZM66 247V246H65ZM83 247L81 248V249H83ZM155 247V246H154ZM165 247H168V246H165ZM17 248H19V247H17ZM68 248V249H69ZM76 248H73V250H76ZM85 248V247H84ZM87 248L86 249H83L82 251V258L83 259H85L87 256H85V258H84V253L85 252H87L86 250H87ZM107 248V249H106ZM255 248H256V246H255ZM21 249V248H20ZM23 249V248H22ZM63 249V248H62ZM66 249V248H65ZM241 249H242V247H241ZM248 249V248H247ZM71 250V249H70ZM73 250L71 251V253L69 254V253H67V254H69L68 256L72 259V261H71V259H68V260H70L68 263H70V264H78L79 263V261H81V264L82 263H84V260H81L80 258H79V256L80 255H78V253L79 252H77V251H80V249L79 250H77L76 251V254H77V256H76V254H75V252L73 253ZM156 250V249H155ZM159 250V249H158ZM173 250V249H172ZM22 251V250H21ZM157 251V250H156ZM160 251H163L161 248H160ZM159 251V252H160ZM168 251V250H167ZM16 252V251H15ZM81 252V251H80ZM88 252H89V250H88ZM155 251L153 250V253H154ZM169 252V251H168ZM167 252V253H168ZM172 252V251H171ZM174 252V251H173ZM60 253H61V251H60ZM66 253H65V255H66ZM153 253H152V256H151V258H149L148 259V262H146L147 264H160V263H163V262H165V261H168V264H172L173 262H172V260L171 259H169L168 260V258H166V259H163V262H161V260L159 259L160 258V256H162L160 253V256H158L159 254H158V251L156 252L157 253V255H156V253H155V255H153ZM164 253V252H163ZM166 253V252H165ZM15 254V255H16ZM20 254H21V252H20ZM57 254V255H56ZM73 254H75V257H74V255ZM172 254H174V253H172ZM71 255V256H70ZM95 255L97 256V257H95ZM166 255V254H165ZM171 255V254H170ZM67 256V255H66ZM90 256H89V260L91 259L90 258ZM93 256H94V258H93ZM136 256V255H135ZM140 256V255H139ZM158 256V257H157ZM13 257V256H12ZM69 257H67V258H69ZM209 257H210V253H205V255H203L202 257H200L199 258V261H198V264H204V261L205 260H208L209 259ZM66 258V257H65ZM75 258V259H74ZM77 258H79V260L77 259ZM139 258V257H138ZM87 259V258H86ZM174 259V258H173ZM242 259V260H241ZM22 260V261H21ZM97 260H95V261H97ZM165 260V261H164ZM12 261H14V260H12ZM26 261V262H25ZM67 261V260H66ZM78 261V263H76ZM83 261V262H82ZM87 261V260H86ZM140 261V260H139ZM169 261L170 262H172V263H169ZM173 261H176V259L175 260H173ZM178 261V260H177ZM1 262H2V260H1ZM21 262H23V263H21ZM92 262V261H91ZM180 262H181V260H180ZM239 262H238V264H239ZM240 262V263H241ZM247 262V261H246ZM245 262V263H246ZM10 263V262H9ZM67 263V264H68ZM87 263V262H86ZM97 263V262H96ZM107 263H109V259H108V261L106 262V264ZM178 263V262H177ZM176 263V264H177ZM183 263V262H182ZM207 263V262H206ZM6 264V263H5ZM11 264V263H10ZM62 264V263H61ZM80 264V263H79ZM87 264H89V263H87ZM91 264V263H90ZM93 264H95V263H93ZM139 264H145L144 263V261L142 260V261H140L139 262ZM163 264H166V263H163ZM174 264H175V262H174Z\"/></svg>",
	"mask_w": 264,
	"mask_h": 264
},
{
	"label": "built area",
	"instance_id": "obj_4",
	"mask_svg": "<svg viewBox=\"0 0 264 264\" xmlns=\"http://www.w3.org/2000/svg\"><path fill=\"white\" fill-rule=\"evenodd\" d=\"M162 136H164V134H162Z\"/></svg>",
	"mask_w": 264,
	"mask_h": 264
}]
</instances>
